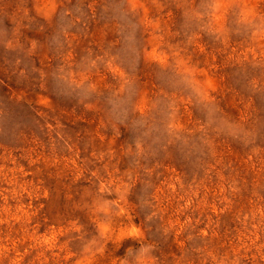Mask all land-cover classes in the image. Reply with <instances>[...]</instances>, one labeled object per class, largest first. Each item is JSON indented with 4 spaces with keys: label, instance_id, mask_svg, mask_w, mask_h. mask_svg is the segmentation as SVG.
I'll return each instance as SVG.
<instances>
[{
    "label": "rangeland",
    "instance_id": "1",
    "mask_svg": "<svg viewBox=\"0 0 264 264\" xmlns=\"http://www.w3.org/2000/svg\"><path fill=\"white\" fill-rule=\"evenodd\" d=\"M0 264H264V0H0Z\"/></svg>",
    "mask_w": 264,
    "mask_h": 264
}]
</instances>
